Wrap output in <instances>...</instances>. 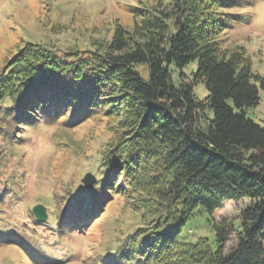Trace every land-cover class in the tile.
Instances as JSON below:
<instances>
[{
  "label": "trees",
  "instance_id": "1",
  "mask_svg": "<svg viewBox=\"0 0 264 264\" xmlns=\"http://www.w3.org/2000/svg\"><path fill=\"white\" fill-rule=\"evenodd\" d=\"M246 1L151 0L133 6L130 27L118 22L85 49L26 41L6 60L1 127L59 117L73 125L100 113L115 121L118 137L103 152L97 182L69 190L70 215L57 222L82 231L127 192L140 223L96 264H264V122L248 114L264 75L243 46L222 44V33L243 21L231 9ZM228 200L247 201L239 219L214 221ZM205 214L211 240L181 234Z\"/></svg>",
  "mask_w": 264,
  "mask_h": 264
},
{
  "label": "rangeland",
  "instance_id": "2",
  "mask_svg": "<svg viewBox=\"0 0 264 264\" xmlns=\"http://www.w3.org/2000/svg\"><path fill=\"white\" fill-rule=\"evenodd\" d=\"M150 2L0 0V72L26 41L65 51L85 49L92 38H109L118 22L130 27L133 6ZM231 10L241 11L243 21L222 33V44L243 46L252 70L264 75V0H247L241 8ZM191 68L195 63L184 69L189 72ZM194 89L199 98L207 94L203 82L195 84ZM259 97L248 114L264 122L263 88L259 89ZM65 119L32 122L17 130L12 122L0 126V264H96L103 257L108 260L109 250H114L117 241L140 223L136 207L123 189L102 212L88 217L82 231L57 225L69 217L71 192L80 191L86 173L95 178L89 188L95 185L103 152L118 137L112 126L115 121L102 113L73 125ZM117 172L116 178L121 181L123 171ZM36 203L45 206L47 215L43 221L32 212ZM246 203L225 201L212 218L216 222H237ZM205 217L206 214L187 220L181 234L191 241L200 235L211 240L213 230ZM234 241L232 232L226 246H232Z\"/></svg>",
  "mask_w": 264,
  "mask_h": 264
},
{
  "label": "water",
  "instance_id": "3",
  "mask_svg": "<svg viewBox=\"0 0 264 264\" xmlns=\"http://www.w3.org/2000/svg\"><path fill=\"white\" fill-rule=\"evenodd\" d=\"M94 180L95 178L91 173H86L84 177L81 179L83 185L87 188H89L93 184ZM32 212L34 216L36 217V219L38 220H45L46 215H47L45 206L41 203L35 204L32 207Z\"/></svg>",
  "mask_w": 264,
  "mask_h": 264
}]
</instances>
